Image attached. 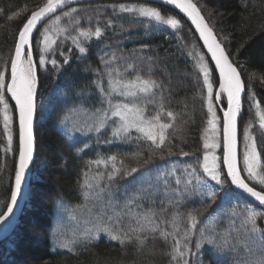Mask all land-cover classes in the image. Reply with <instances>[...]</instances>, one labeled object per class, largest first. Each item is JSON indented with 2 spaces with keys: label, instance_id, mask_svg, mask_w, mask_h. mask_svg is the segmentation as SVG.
I'll return each instance as SVG.
<instances>
[{
  "label": "trees",
  "instance_id": "16d2710c",
  "mask_svg": "<svg viewBox=\"0 0 264 264\" xmlns=\"http://www.w3.org/2000/svg\"><path fill=\"white\" fill-rule=\"evenodd\" d=\"M43 1L0 0V72L4 73L6 83L10 79L11 59L18 32L31 12ZM193 1L241 73L245 83V97L239 121L240 139L246 125L251 121V132L256 139L258 151L261 152V163L264 164V130L260 128L257 109L252 106L255 101L248 99V85L251 84L256 100L264 107V82L261 80L264 77V0ZM120 5L156 8L165 17L178 19L180 25L177 28L162 26L151 18L121 11ZM207 6L219 14V21L212 19ZM71 9H76L72 15L79 21L78 24L70 23L67 17L62 16V13L70 12ZM16 13L19 15H14ZM57 15L62 16L59 27L68 30L58 35L50 54L45 58V63L41 65L39 61L41 56H44L42 33L45 28L50 29ZM97 26L102 29L99 38L78 36V30L95 31ZM71 37H78L80 44L86 49L85 53L79 51ZM32 47L37 64L39 95L48 94L54 88H57L58 92L48 117L43 121L38 119L36 124L35 161L44 163L43 170L39 171L41 179L31 182V190L34 192L29 198L31 208H24L19 224L15 226L12 234L0 241V264H170L167 253L171 248L159 238L158 233L155 234L156 239L149 235L143 248H137L134 242L126 241L122 245L118 240L111 239L110 235L82 238L68 249L58 248L55 242L57 216L61 209L73 208L85 202L84 184L88 174L94 172L104 177L106 172L113 171L114 165L120 169V174L112 180L107 179L106 184L111 181L125 184L130 177L147 169L153 170L163 161L178 162L177 176H167L161 181L163 189H169L171 198L146 201L143 204L145 213L154 210L159 214L161 208H166V219L170 218L174 211L185 214L180 223V231L183 232L188 226L187 212L198 210L195 213L197 228L189 242V264H194L197 255L201 264H240L247 259L244 245L255 248L257 242L254 237L249 239L241 227L242 217L227 215L233 205L222 202L223 194L218 195L215 202L208 201L207 197L202 196L195 188L194 179L189 191L184 192V182L188 178L186 172L196 168L197 172L202 174L198 161L202 162L203 137L209 119L207 88L199 70V57L203 56L204 62L208 64L210 79L215 86L219 81V74L194 27L180 12L165 5L140 0H96L78 3L43 22L33 37ZM53 60L56 61L55 64L52 63ZM129 65L132 67L129 68ZM106 67L124 72L129 79L140 75L145 79L150 77L161 85L154 90L157 93V103L159 97L163 96L165 111L176 114L174 127L168 130L169 139L162 148H155L150 141L143 138L136 139L140 137L137 133H130L129 138L120 141L111 140L109 133H106L99 143L92 138L71 141L65 136L61 124L65 123L70 112L81 106L94 110L92 105L97 103L92 98L96 96L97 91L95 82L101 80ZM252 73H255V78L250 80L249 75ZM4 96L14 119L10 125L12 140L9 143V132L4 128L3 113L0 111V212L6 210L10 201L19 156L16 109L7 95L6 88ZM2 108L3 105L0 104V109ZM156 110L157 104L147 105L148 115H154ZM40 114L41 111L38 110V116ZM219 117H222L221 112ZM162 119L169 122L167 116ZM111 156H115L116 160L109 159ZM133 167L137 168V172L124 174ZM177 180L180 181L179 184ZM248 182L260 190L259 185ZM176 190L182 192L183 196H177ZM225 190L237 192L230 183ZM181 199L182 203H175ZM170 200L173 203H169ZM44 203L46 205H43ZM236 206L238 210L241 209ZM250 206L264 211L252 202ZM214 216H217L216 221L210 227L215 236L218 238L231 229L235 250L216 248L207 243L199 250L196 248L201 228L205 230V236H213L210 229L206 230L205 223L208 218ZM153 219L159 222V215ZM257 225L264 229V217L258 219ZM129 227H137L135 218L124 217L113 230L127 231ZM168 230H172L170 225ZM146 234L140 233L142 236Z\"/></svg>",
  "mask_w": 264,
  "mask_h": 264
},
{
  "label": "snow or ice",
  "instance_id": "6c2138e0",
  "mask_svg": "<svg viewBox=\"0 0 264 264\" xmlns=\"http://www.w3.org/2000/svg\"><path fill=\"white\" fill-rule=\"evenodd\" d=\"M167 3L175 5L182 12H184L195 25L199 31L200 37L211 53L212 59L215 61V67L219 70V92L213 93V84L210 79L211 71L207 63L204 62V57H199V70L203 74V84L207 88V120L208 128L205 130L203 142V156L202 162H199V167L202 169V174L198 173L196 168H192L190 172H186L187 179L184 182V192L189 191L192 186V180H195V188L201 192L202 196H206L208 201L215 202L217 196L223 194L222 202H229L235 195L232 191L225 190L229 185L235 186L236 189L241 190L249 197L254 198V201L259 202V205L264 206V164L261 163V152L258 151L256 139L251 134L249 129L252 122L249 121L245 127L244 134V150L242 153L243 167L238 164V144H237V116L241 110V95L245 92V83L241 78V73L234 66L232 60L226 54L221 44L217 41L212 29L205 22L199 9L193 3V0H166ZM69 0H44V3L31 12L30 17L23 24V27L18 32V39L15 42V55L11 59V81L6 83V78L3 72H0V104L3 108L0 109L3 113L4 128L9 131V143L12 140L9 125L12 123V115L9 111V104L4 96V90L11 94L12 99L15 100V107L19 113V166L15 171L14 189L10 194V201L6 205V210L0 212V225L8 228L11 226L10 217L13 215L14 208L18 203V196L22 191V184L25 180L26 170L33 158V128L32 121L36 108L35 94H36V70L33 63L31 39L34 29L37 24L45 17L55 14L58 9L66 6ZM120 10L124 12H134L141 17L151 18L162 24L170 25L172 28H177L180 21L172 16L165 17L159 10L148 6H125L120 5ZM26 11V9H22ZM76 9H71L70 12L62 13L63 17H67L70 23L78 24L79 21L73 17ZM14 15H19L16 13ZM61 15L55 16L53 25L58 26L62 19ZM11 19V17H10ZM111 21H109V24ZM57 32H66L68 29H54ZM49 28H45L44 44L47 50L53 42L48 35ZM102 35V29L97 26L95 31L86 30L79 31L78 36L99 38ZM73 44L79 49L81 53H85L86 49L80 44L78 37H71ZM67 62V60L65 61ZM39 63L43 65L45 59L41 56ZM56 63L55 60L52 61ZM129 68L132 66L129 65ZM127 71V69H126ZM122 77L116 69L106 67V74L109 77L108 90L103 87L102 81H96L97 88L100 90L102 102L107 104V108L97 109L89 118L93 119L94 124L90 126L95 127L98 131L105 127L108 123V116L119 117V122L113 129V135L125 139L129 138L131 129L141 134L136 139L143 138L150 141L155 148H162L165 142L169 139L168 130L174 127L176 114L172 111H165L164 98L159 97V102L155 99L157 93L154 91L161 87V85L151 79H145L140 75H136L134 79L124 80L116 79ZM255 78V73L249 75V79ZM264 82V77L261 78ZM248 99L255 101L252 105L257 109L259 117L260 128L264 130V107L255 98V93L252 91L251 84L248 85ZM117 94L125 98L127 102L113 103V94ZM226 95L227 107L223 111L222 118L218 117L213 101L223 100ZM148 104H157V110L154 115L146 116V107ZM85 115H87L85 113ZM167 116L169 122H164L162 117ZM116 123V122H114ZM210 133V134H209ZM219 150L220 154H217ZM188 155L187 153H182ZM112 161L116 160L115 156L109 157ZM137 172V168L133 167L130 171H126L125 175H131ZM242 172L247 176H243ZM120 174V169L115 168L108 174V179L112 180ZM211 181H215L217 187H214ZM248 181L255 182L260 186L257 190L255 186H250ZM179 184L180 181L177 180ZM103 191V189H101ZM176 195L183 196V193L176 190ZM169 203H173L171 200ZM182 203V199L175 202ZM168 210L161 208L160 213L157 214L154 210H149L147 214L136 217L137 227H129L127 231L120 229L113 231L111 228H103L101 230L107 231L110 238L118 240L122 245L125 242H134L137 248H143L147 242L149 235L152 239H156V233L165 244L169 245L171 251L168 252L170 257V264H189L187 256L190 252L189 242L193 231L197 228L198 220L195 213L197 209H192L186 214L187 227L180 231V223L185 214L174 211L170 218H165L164 214ZM233 216L242 217L241 227L245 230L249 239L255 238V248L245 244L247 252V259L240 262V264H264V229H260L257 225L259 218L264 217V211H258L252 206H246L239 209L236 205L231 210ZM159 215V222L153 217ZM113 217H109L112 219ZM115 218L120 219V214L116 213ZM171 226V231L168 226ZM200 239L196 242V248L199 250L207 243L216 248H223L226 250H235V245L232 244L231 229L221 234L218 238L216 236H205V230L201 228ZM121 232L123 233L121 235ZM140 233H147L140 235ZM67 246V245H64Z\"/></svg>",
  "mask_w": 264,
  "mask_h": 264
},
{
  "label": "rangeland",
  "instance_id": "374dc122",
  "mask_svg": "<svg viewBox=\"0 0 264 264\" xmlns=\"http://www.w3.org/2000/svg\"><path fill=\"white\" fill-rule=\"evenodd\" d=\"M43 3L44 1L41 4ZM207 9H208L210 16L212 17L214 21L217 22L220 20L219 14H217L215 11H213L208 6H207ZM156 23L162 26L171 27L170 25L162 24L158 21H156ZM56 27H59V25L55 26L53 25V23L51 24L48 35L51 37V40L53 42L50 44L47 50L43 51L44 59L50 54L51 49L58 35L62 33V32L55 31L54 29ZM43 49H45L44 36L42 37V50ZM32 56H33V63L35 65V70H36V77H37V64L34 58L33 47H32ZM119 73H122L123 76L117 77L115 73H113V76L116 79L123 78L124 80H131L126 77L124 72L119 71ZM108 80H109V77L107 76L106 70H105L102 73L101 81L106 91L108 90ZM57 92H58L57 88H54L48 94L44 95L41 93L39 95L38 78H37L35 96L37 98V111L38 110L41 111V114L38 116L39 120L43 121L48 117L51 107H52V102L55 99V94H57ZM217 92H219V81L216 86L213 84L214 95ZM95 94L96 96L92 97L94 101H97L95 105H92L94 110L92 111L82 106L74 109L66 117L65 123L61 124L63 133L71 141H79V140H86L87 138H92L96 143H99L100 138H102L104 134L106 135V133H109L110 139L113 141L122 140L121 138H118L113 135V129L116 127V124L119 122V117L112 116L111 113H109L108 123L105 127L100 128L98 131L95 129V127H91V130H90V126L94 124V121L93 119H90L89 116L92 113H95L97 109L107 108V104L102 102L101 93L98 88ZM244 97H245V94H244ZM112 99H113V103L121 102V101L127 102L124 97L119 96L115 93L113 94ZM224 103L227 104L226 95L223 100L214 99L213 101L218 117H219V112H221V116H223V111L227 107V105L225 106ZM243 103H244V98H243L242 105H241L240 116L243 113ZM9 111L13 117V113H11L12 112L11 108H9ZM85 113L87 115H85ZM145 115L150 116L148 115L147 107H146ZM16 116L18 119L17 110H16ZM10 125H9V129H10ZM249 131L251 132V128L249 129ZM130 133H137L139 136H141V134L138 133L135 130V128L131 129L129 134ZM244 134H245V130L242 132L241 139L239 135V163H240L241 168L243 167L242 153L244 150ZM203 141H204V137H203ZM218 153H219V150H217V154ZM38 161L36 160L34 162L35 164L34 167H36L35 170L33 168L32 181L34 182L39 181L41 179V176L39 175V171H42L44 167V163L42 161L40 162ZM101 165L105 166V164H101ZM177 165H178L177 161L176 163L173 161H163L160 164H158L156 167H154L153 170L147 169L137 175H134L133 177H130L128 179V182L125 184L121 183L120 181L115 182V183L111 181L110 183L106 184V182H108L107 174H109V171L106 172L105 176L103 175L104 177H101L98 174H95L94 172L93 173L91 172L90 174H88L85 180V184H84L85 192H86L85 202L73 208L66 207V208L61 209L60 207L61 211L59 212L57 219H56V239H55L56 244L59 246L58 248L68 249L77 240L82 239V238L107 237L109 236V233L101 229L107 227L113 230L114 226L124 217L136 219L137 216H142L143 214H146L145 211L143 210L144 208L143 204L146 201L148 200L152 201L157 198H162L165 200H168L169 197L171 198L169 189L166 188V190H164L163 189L164 186H162L161 181H163L167 176H170V177L177 176L176 174ZM243 175L245 177L247 176V174L244 172H243ZM104 181L106 185L103 184ZM209 183H211L214 187H217V188L219 187L215 184V181H211L210 179H209ZM101 189H103V191H101ZM33 193L34 192L30 189L29 198H30V195ZM234 193L235 195L231 198V201L226 202V203L233 205V206L238 205L241 209L245 208L246 206H250V201L248 199H247L248 201L246 199H243L241 197L242 195L238 194V192H234ZM43 205H46V203H44ZM29 207L31 208L29 199H28L27 208ZM225 209L224 210L227 211V207ZM116 213L120 214L119 220L115 218ZM227 215H231V212L228 213ZM109 217H113V218L109 219ZM216 217L217 216H214L213 218L212 217L208 218L205 223L206 230L208 229L209 231L210 229L213 232V236H215V233H214V230L210 226H212L215 223ZM34 235L35 233H33V237ZM31 236H32V232H31ZM64 245H67V246H64ZM194 264H201L199 261L198 255L196 256L194 260Z\"/></svg>",
  "mask_w": 264,
  "mask_h": 264
},
{
  "label": "water",
  "instance_id": "95a60500",
  "mask_svg": "<svg viewBox=\"0 0 264 264\" xmlns=\"http://www.w3.org/2000/svg\"><path fill=\"white\" fill-rule=\"evenodd\" d=\"M88 1H96V0H69V3L62 7L61 9H58L57 12L71 6V5H74V4H78V3H83V2H88ZM140 1H147V2H152V3H157V4H161V5H165V6H168V7H171L173 9H175L176 11L180 12L182 15H184L187 20L192 24V26L194 27L195 31L197 32L199 38L201 39L209 57L211 58V61L212 63L214 64V67H215V61L212 59L211 57V53L208 51V48L207 46L204 44V41L203 39L200 37V34H199V31H197L195 25L192 23L191 19L184 13L182 12L179 8L175 7V5L173 4H169L166 2V0H140ZM193 3L195 4V2L193 1ZM196 5V4H195ZM196 7L198 8V6L196 5ZM199 9V8H198ZM200 11V9H199ZM56 12V13H57ZM55 13V14H56ZM201 15L203 16L202 12L200 11ZM54 14H51L49 15L48 17H45L41 22H39L37 24V28L34 29L33 31V35H32V38L35 34V32L37 31V29L40 27V25L45 22L48 18H50L51 16H53ZM204 17V16H203ZM204 20L205 22L208 24L207 20L205 19L204 17ZM208 26L210 27V25L208 24ZM211 28V27H210ZM212 29V28H211ZM213 31V29H212ZM213 34L214 36L216 37L217 41L221 44V47L225 50L224 46L222 45V43L220 42V40L218 39V37L216 36L215 32L213 31ZM31 45H32V39H31ZM226 52V50H225ZM227 54V52H226ZM14 55H15V51H14ZM13 55V57H14ZM228 55V54H227ZM229 59L231 60V58L229 57ZM233 62V61H232ZM235 67H237L235 64H234ZM216 68V67H215ZM238 69V68H237ZM217 72L219 73V70L216 69ZM239 70V69H238ZM242 78V76H241ZM243 80V79H242ZM10 81H11V66H10ZM9 81V83H10ZM244 93H242L241 95V105H242V101H243V98H244ZM7 95L10 99V101L13 103V105L15 106V100L12 99L11 97V94L7 92ZM35 102H36V108H35V112H34V115H33V121H32V128H33V158L31 160V162L29 163V167L28 169L26 170V176H25V180L22 184V191H21V194L18 196V203L17 205L15 206L14 208V212H13V215L10 217V224L11 226L8 227V228H5V226L3 225H0V240L5 238L6 236L10 235L11 232L14 230L15 226L17 225L20 217H21V214L23 213L24 211V208H25V205H26V201L28 199V195H29V191H30V188H31V179L33 177V168H34V162H35V158H36V152H37V141H36V122H37V116H38V111H37V98L35 96ZM16 108V107H15ZM17 110V113H18V109L16 108ZM239 120H240V113L238 114L237 116V144H238V164L240 166V163H239ZM18 127H19V113H18ZM18 166H19V157H18ZM234 189L239 192L243 197H245L246 199H248L250 202L256 204L257 206L261 207L264 209V206H261L259 205V202H256L254 201V198H251L249 197L247 194L243 193L241 190L239 189H236L235 186H233ZM3 232V233H2ZM2 233V234H1Z\"/></svg>",
  "mask_w": 264,
  "mask_h": 264
},
{
  "label": "bare ground",
  "instance_id": "6f19581e",
  "mask_svg": "<svg viewBox=\"0 0 264 264\" xmlns=\"http://www.w3.org/2000/svg\"><path fill=\"white\" fill-rule=\"evenodd\" d=\"M58 13V12H57ZM55 15V14H54ZM184 16V15H183ZM185 17V16H184ZM186 18V17H185ZM187 19V18H186ZM38 30V29H37ZM36 33V32H35ZM201 40V39H200ZM219 74V73H218ZM37 120H38V116H37ZM36 124H37V122H36ZM33 178V177H32ZM31 181H32V179H31ZM31 189V188H30ZM239 193V192H238ZM29 194H30V191H29ZM240 194V193H239ZM241 195V194H240ZM28 199H29V195H28ZM28 199H27V201H26V205H25V207H27V204H28ZM24 212V211H23ZM21 216H22V214H21ZM20 219H21V217H20ZM20 219H19V221H20ZM19 221H18V223H17V225L19 224ZM16 225V226H17ZM15 229V228H14ZM13 232V231H12ZM12 232H11V234H12ZM3 233V232H2ZM1 233V234H2ZM10 234V235H11ZM10 235H8V236H6L5 238H3V239H1L0 241H2V240H4V239H6V238H8Z\"/></svg>",
  "mask_w": 264,
  "mask_h": 264
}]
</instances>
